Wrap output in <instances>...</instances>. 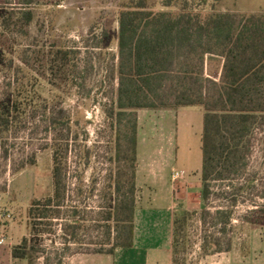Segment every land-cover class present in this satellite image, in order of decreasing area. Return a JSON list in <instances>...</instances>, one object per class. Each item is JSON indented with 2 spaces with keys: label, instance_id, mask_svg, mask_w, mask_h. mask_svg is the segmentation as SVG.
<instances>
[{
  "label": "rangeland",
  "instance_id": "obj_1",
  "mask_svg": "<svg viewBox=\"0 0 264 264\" xmlns=\"http://www.w3.org/2000/svg\"><path fill=\"white\" fill-rule=\"evenodd\" d=\"M131 2L0 0V106L10 100H17L19 106L10 128L0 133V237H6L0 249L10 250L24 236L33 237V261L27 264H59L60 259L61 264H91L92 259L107 255L96 249H109L107 242L116 235L113 222L106 221L105 216L115 198L118 172L128 166L124 134L135 118L129 111L120 115L118 108L119 16ZM147 2L154 11L180 9L165 7L163 0ZM189 3L202 14L218 11L231 13L236 19L244 13L264 14V0ZM26 12L32 13L31 22ZM59 49L68 52L66 62L57 57ZM209 67L207 74H215L219 61ZM184 110L178 120L177 159L170 174L169 195L152 187L144 193L143 187H137V211L143 224L139 223L138 235L169 234L165 224L171 213L154 209L159 207V198L170 196L173 217L180 210H202L204 110L201 106ZM251 144L245 177L256 179L251 191L256 195L264 186V125L255 130ZM56 149L64 162L67 185L62 218L41 219L33 232L29 210L34 200L43 201L53 193ZM177 171L181 176L174 179ZM249 205L237 207L230 231L234 238L232 254L248 256L242 264H264V226L240 219ZM143 206L152 208L144 210ZM75 209L81 227L77 242H71L66 225L74 220ZM196 213L190 223L193 242L187 253L179 255L182 264L206 262V258L200 260L203 226ZM146 220L153 222L147 225ZM252 236L257 238L254 244ZM118 249L116 264H143L131 256L136 251L123 253Z\"/></svg>",
  "mask_w": 264,
  "mask_h": 264
},
{
  "label": "trees",
  "instance_id": "obj_2",
  "mask_svg": "<svg viewBox=\"0 0 264 264\" xmlns=\"http://www.w3.org/2000/svg\"><path fill=\"white\" fill-rule=\"evenodd\" d=\"M189 1L163 0L165 7L179 6L178 12H172L154 11L147 0H132L120 12L118 108L120 115L129 111L135 118L124 134L123 152L128 166L118 172L115 198L105 216L106 221L113 222L116 235L107 242L109 249L99 248L96 252L114 254L117 248L134 246L141 108L201 106L204 110L202 210L174 213L172 264H182L179 255L190 249L193 242L190 223L195 213L203 226L200 260L233 251L230 231L241 204L250 203L240 217L242 222L264 226V186L255 195L251 191L256 179L245 177L252 136L264 125V14L244 13L239 19L218 11L202 14ZM24 15L31 22L32 13ZM67 55L65 50L57 51V57L65 62ZM215 60L219 61V68L208 75ZM0 108V133H3L18 114V101L10 100ZM53 163V193L43 201L34 200L29 210L33 232L41 219L62 218L67 185L58 149ZM217 202L218 205L212 206ZM73 212L74 220L66 229H70V241L77 242L81 224L77 220L78 210ZM33 241V237L25 236L13 247V257L32 262Z\"/></svg>",
  "mask_w": 264,
  "mask_h": 264
},
{
  "label": "crops",
  "instance_id": "obj_3",
  "mask_svg": "<svg viewBox=\"0 0 264 264\" xmlns=\"http://www.w3.org/2000/svg\"><path fill=\"white\" fill-rule=\"evenodd\" d=\"M187 107H179L177 109L141 108L138 110L137 187L139 189L143 187L144 193L146 188L152 187L155 192L158 191L159 193L161 191L164 195H169L170 174L177 159L178 120L180 115H184V112H186L184 109ZM168 198L170 199V196L157 199L159 207L154 209L162 212L166 210L171 213L169 221L165 224L169 234L163 236L151 233L138 235L139 223L140 225L143 224L139 218L140 212L137 211L134 246L129 248L130 250L121 248L123 253L127 250L136 251L131 256L139 259L143 264H172L173 210ZM151 205L154 204L151 203ZM149 208L151 209L152 207H141L144 210ZM152 222L151 220L145 221L147 225L152 224ZM256 240L257 238L252 236L251 241L253 244ZM13 247L14 245L10 250L6 248L0 249V264H14L17 261L27 264V260L13 257ZM118 250L117 248L114 254H107L105 257L92 259L91 264H116L118 259V254L116 253ZM232 252L210 255L206 257L205 264H226L230 261L234 262V264H242L248 258V256H236Z\"/></svg>",
  "mask_w": 264,
  "mask_h": 264
},
{
  "label": "built area",
  "instance_id": "obj_4",
  "mask_svg": "<svg viewBox=\"0 0 264 264\" xmlns=\"http://www.w3.org/2000/svg\"><path fill=\"white\" fill-rule=\"evenodd\" d=\"M180 176H181L180 172L177 171V172H175V174H174V179H176V178H178V177H180ZM5 243H6V237H5V236H1V237H0V244H5Z\"/></svg>",
  "mask_w": 264,
  "mask_h": 264
}]
</instances>
